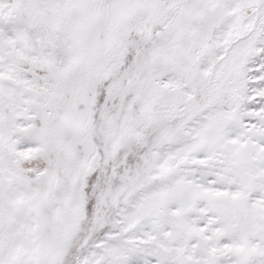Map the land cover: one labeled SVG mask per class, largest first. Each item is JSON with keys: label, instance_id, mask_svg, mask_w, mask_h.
Instances as JSON below:
<instances>
[{"label": "snow or ice", "instance_id": "1", "mask_svg": "<svg viewBox=\"0 0 264 264\" xmlns=\"http://www.w3.org/2000/svg\"><path fill=\"white\" fill-rule=\"evenodd\" d=\"M0 264H264V0H0Z\"/></svg>", "mask_w": 264, "mask_h": 264}]
</instances>
